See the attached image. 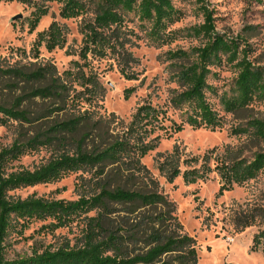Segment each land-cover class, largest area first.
<instances>
[{
	"label": "trees",
	"instance_id": "trees-1",
	"mask_svg": "<svg viewBox=\"0 0 264 264\" xmlns=\"http://www.w3.org/2000/svg\"><path fill=\"white\" fill-rule=\"evenodd\" d=\"M13 1V0H0ZM34 8L28 18L33 31L49 4H60V16L75 17L86 12L91 19L80 24V56L86 62L60 74L54 64L30 62L16 65L0 60V126L14 127L16 138L0 146V264H198L197 241L184 231L175 214L174 202L161 190L159 180L142 158L159 145L166 110L151 103L140 105L125 123L111 113L96 117L90 107L101 100L105 88L99 77L83 67L89 56L112 58L127 79H137V59L129 49V23L148 25L151 40L161 41L165 28L179 10L174 0H17ZM198 3L204 0H197ZM204 22L192 27L202 36V46L169 52L170 60L187 61L177 66L175 81L181 89L171 90L172 105L182 112L181 122L173 121L174 131L185 124L214 129L222 118L208 99L214 91L209 83L215 67L232 65L237 75L233 93L221 97L224 110L237 114L254 97L264 96V69L247 56L238 40L215 30L213 12L200 6ZM67 28L57 21L38 33L33 51L39 55L44 43L48 50L63 48ZM70 79V80H69ZM75 84L80 89L75 87ZM134 89L125 90L129 97ZM89 103V107H84ZM233 135H245L257 147L264 142V119L250 118L231 128ZM170 134L167 133L166 137ZM41 147L54 155L39 166H14L21 156ZM157 169L168 182L181 176L185 183L205 180L216 172L223 186L244 183L264 170V149L247 155L242 147L225 145L201 156L184 157L174 145L158 152ZM69 173L91 182V190L76 200L49 199L34 194L14 197L11 191L58 180ZM88 177V178H87ZM237 229L264 220V205L236 208L232 216ZM43 221L42 229L54 234L64 227L79 228V234L58 245L33 247L31 254L9 258L7 252L30 222ZM17 237V238H15ZM264 252V230L253 239ZM230 264V263H225Z\"/></svg>",
	"mask_w": 264,
	"mask_h": 264
},
{
	"label": "rangeland",
	"instance_id": "rangeland-1",
	"mask_svg": "<svg viewBox=\"0 0 264 264\" xmlns=\"http://www.w3.org/2000/svg\"><path fill=\"white\" fill-rule=\"evenodd\" d=\"M174 3L179 10L178 15L165 28L167 35L161 41L150 39L148 25L141 26L136 19L129 23L133 32L129 36V49L137 59L133 67L137 79L125 78L110 57L89 56L83 69L96 73L105 88L101 100L90 108L95 110L96 117H108L114 113L125 123L144 103L166 110L164 124L170 135L166 137L167 133L158 131L156 134H161L159 145L144 156L142 162L158 178L162 192L174 202L175 214L184 231L196 239L198 264H264V252L260 247L256 249L253 241L254 236L264 230V220H258L244 229H237L232 220L236 208L264 205V170L244 183L232 182L222 190L223 183L216 172L194 183H185L181 176L168 182L160 175L156 164L157 153L170 151L174 145L181 149L184 157H202L212 148L220 150L225 145L242 147L247 155L264 149V142L257 148L250 144L245 135L231 134V128L236 124L250 118L264 119V96L254 97L248 107L237 114L226 112L221 97L233 93L237 75L236 69L227 63L215 67L216 75L208 79L214 88V91L207 92L208 99L221 116L222 125L210 129L185 124L182 130L174 131L173 121L181 122L182 112L172 105L170 95L171 90L181 89L175 81V74L177 66L187 61L170 60L168 55L177 50L190 51L205 43L202 36L192 34V27L204 22L200 6L205 4L213 12L215 30L238 40L241 48H246L248 58L264 69V0H204L202 3L197 0H174ZM49 6L48 14L40 18L33 31H29L28 18L34 8L17 0L0 1V60L16 65L51 63L62 75L68 69H75V62L80 65L86 62L80 56V24L84 19H91L92 13L63 18L60 16V4L51 2ZM53 21L67 28L65 46L48 50L43 43L39 55L34 56L33 46L38 33L46 30ZM75 87L80 89L76 84ZM128 88L134 89V92L125 97ZM89 106V103H84V107ZM15 138L14 127L0 126V146L11 144ZM53 155L52 148L41 147L21 156L14 166L33 169ZM90 184L89 179L85 183L80 179V173H69L53 182L19 188L10 193L21 198L34 194L49 199L76 200L91 190ZM44 223L30 222L23 239L12 245L7 256H26L31 254L33 247L52 243L56 246L63 239L74 242V237L79 234L76 225L60 228L52 234L42 229Z\"/></svg>",
	"mask_w": 264,
	"mask_h": 264
}]
</instances>
